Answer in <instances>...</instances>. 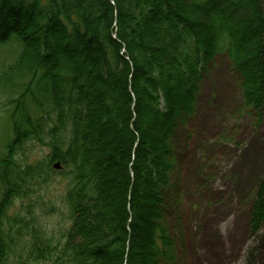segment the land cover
<instances>
[{"label":"trees","instance_id":"trees-1","mask_svg":"<svg viewBox=\"0 0 264 264\" xmlns=\"http://www.w3.org/2000/svg\"><path fill=\"white\" fill-rule=\"evenodd\" d=\"M263 40L261 0H0V46L16 47L0 68V90L14 94L5 102L12 138L0 157V264L13 245L6 213L25 199L34 173L16 157L42 143L46 125L49 152L36 168L45 180H67L71 222L61 247L35 235L29 256L56 254L54 264L186 257L177 130L193 116L201 74L218 55L239 76L243 107L260 111ZM255 196L251 235L264 226V177ZM18 217L13 225L26 227Z\"/></svg>","mask_w":264,"mask_h":264},{"label":"rangeland","instance_id":"rangeland-1","mask_svg":"<svg viewBox=\"0 0 264 264\" xmlns=\"http://www.w3.org/2000/svg\"><path fill=\"white\" fill-rule=\"evenodd\" d=\"M261 3L264 8V0ZM253 38L247 36L245 44ZM15 53L14 45L0 47V68L10 64ZM10 93L13 90H0V157L12 138L4 117L9 108L5 102L14 96ZM47 129L42 143H27L16 157L22 169L29 166L34 173L25 178V199L6 213L4 227L11 228L13 241L8 264H54L56 254L52 260L36 261L29 256V245L37 235L45 246L61 247L71 222L64 202L67 180L57 173L45 180L36 168L49 152ZM175 156L186 247V257L180 252L177 264H264V226L257 234L249 231L257 186L264 177V102L260 111L243 107L239 76L225 55H218L201 74L195 112L176 133ZM16 215L26 227L13 225ZM167 221L177 236L176 218Z\"/></svg>","mask_w":264,"mask_h":264},{"label":"water","instance_id":"water-1","mask_svg":"<svg viewBox=\"0 0 264 264\" xmlns=\"http://www.w3.org/2000/svg\"><path fill=\"white\" fill-rule=\"evenodd\" d=\"M59 164L57 163V164H55V165H53V169H59Z\"/></svg>","mask_w":264,"mask_h":264}]
</instances>
